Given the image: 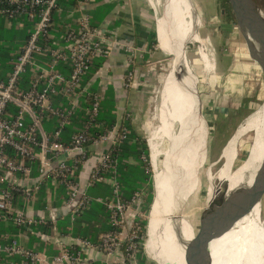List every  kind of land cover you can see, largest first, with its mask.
<instances>
[{
	"label": "built area",
	"instance_id": "2783aa9c",
	"mask_svg": "<svg viewBox=\"0 0 264 264\" xmlns=\"http://www.w3.org/2000/svg\"><path fill=\"white\" fill-rule=\"evenodd\" d=\"M58 2L2 3L1 12L10 24L17 21L24 26L22 17L36 23L13 69L6 78H0V224L12 223L35 234L45 246L29 248L13 235L9 242L0 244V264H7L4 256H19L20 264H86L84 251L88 250L102 252L115 259V263L139 264L141 227L136 220L140 216L141 192L128 201L116 195L107 202L114 227L102 233L98 242L67 236L70 241L64 244L57 232V221L65 214L74 219L90 208L93 198L87 189L96 181L110 184L114 193H118L116 180L105 174L112 166L108 152H93L90 145L105 141L113 145L128 133L110 131L100 139L91 136L89 127L99 115L102 95L91 92L83 80L95 59L110 56L112 36L93 25L90 11L93 0H78L76 10L69 14L77 13L76 26L67 27L61 36L55 37L51 26L54 13L61 10ZM133 62L134 58L130 60ZM80 111L86 114L84 127L64 141L65 128ZM50 119L55 120L56 126L49 132L44 123ZM86 161L91 167L87 185L82 186L78 171ZM43 187L48 188L47 196L40 205L42 208L36 209ZM60 188H64L65 196L62 204L55 205L54 196ZM131 209L136 212L130 214ZM48 225L54 229L53 235L35 230ZM49 243L59 246V253L50 255ZM66 245L79 246V250L71 253Z\"/></svg>",
	"mask_w": 264,
	"mask_h": 264
},
{
	"label": "bare ground",
	"instance_id": "6f19581e",
	"mask_svg": "<svg viewBox=\"0 0 264 264\" xmlns=\"http://www.w3.org/2000/svg\"><path fill=\"white\" fill-rule=\"evenodd\" d=\"M157 1L154 0V6L158 10L162 5L157 3ZM172 9L175 22L177 23L178 35L184 38L191 34V39L199 43L200 47L194 54L189 55L187 52L190 63L188 64L189 72H194L196 79L190 75L183 81L178 80L172 67L167 82L162 80L163 83L159 91V97H162V100L159 98L155 115L157 123L152 125L150 134H152V139L160 146L163 142L169 141V144L172 142L179 147L180 162L184 172L181 180L182 192L187 202L199 188V171L202 162L207 156L209 137V130L205 123L206 119L204 120L197 113L196 101L192 90H194L196 82L199 90L204 88V85H201L199 80L200 77L208 79L207 76L211 71V55L205 44L200 40L202 22L194 0H172ZM157 27L160 48L165 53L174 54L175 48L171 39L172 32L169 19L163 13L157 17ZM250 41L252 40L250 39ZM159 128L161 129L158 132H154L155 129ZM249 131H255L254 141L247 157L246 168L237 187L244 184H252L255 173L264 158V103L256 114L250 116L241 125L237 132L236 140L232 141L225 149L224 158L226 163L219 171H211L212 177L208 179L210 184L208 186L206 205L211 203V207L217 206L222 188L232 181V169L234 167L232 164L236 158L238 148L237 137ZM168 161L169 153L166 150L162 168L159 172H156L157 174L155 173L158 203L153 207L150 214V240L147 252L149 256L156 255L157 260H155L159 264H186L184 256L185 243L193 238L194 230L184 220L182 212V220L177 222L181 225L183 243L177 241L171 232L170 218L176 217L177 214L173 208L175 198L169 184ZM160 190L166 192L164 202H160ZM262 214L260 203H258L248 215L238 220L241 223L246 220L250 227L251 264H264V217ZM233 229L231 228L221 237L212 240L211 251L213 258L211 264H240V248Z\"/></svg>",
	"mask_w": 264,
	"mask_h": 264
},
{
	"label": "rangeland",
	"instance_id": "374dc122",
	"mask_svg": "<svg viewBox=\"0 0 264 264\" xmlns=\"http://www.w3.org/2000/svg\"><path fill=\"white\" fill-rule=\"evenodd\" d=\"M255 1L264 11V0ZM194 2L202 22L200 40L205 44L211 55V71L207 76L208 79L200 77L199 80V83L204 85L200 92L203 100L205 123L209 130L207 156L200 167L199 188L187 200L183 210V218L192 226L195 235V231L198 230L200 217L206 206L208 186L210 184L208 179L212 177L211 171L217 172L222 168L226 163L224 158L225 149L232 141L236 140L237 132L241 125L261 109L264 103V87L261 70L257 62L250 57L246 44L242 42L237 24L229 23L225 19L222 2L220 0H194ZM157 3H160L162 7L156 12V19L163 13L164 1L158 0ZM199 47V43L191 39L187 48L188 54H194ZM154 56L159 61L151 58V62H149L150 60L148 61V64H150L147 70L138 71L139 73L135 72L133 77L130 78L129 84L135 90H142L141 73L147 76L150 75L153 78L148 80L151 84L147 83L143 89V91L147 92L146 96L149 98V102L146 104L149 118L145 119V124L141 127L140 134L148 138V143L152 148L150 161L154 172V196L156 197L155 173L162 168L164 152L168 148L169 141L163 142L160 146L152 139V134L150 133L152 125L157 123L155 118L156 109L159 104V98L162 100V97H159V91L163 83L162 80L165 77H169L173 56L165 52ZM249 60H251V63ZM161 128L155 129L154 132H158ZM254 136L255 131H249L237 137V155L232 164L234 166L232 169L233 179L222 190H232L239 185L241 176L246 168L247 157L254 141ZM260 206L264 217V198L260 202ZM131 212L136 211L131 209L129 213L131 214ZM150 214L144 243L145 254L148 257L147 264H159L156 261V255L149 256L147 252L150 240ZM232 228H234L240 248V264H251L252 248L249 225L246 220L243 223L238 221Z\"/></svg>",
	"mask_w": 264,
	"mask_h": 264
},
{
	"label": "trees",
	"instance_id": "16d2710c",
	"mask_svg": "<svg viewBox=\"0 0 264 264\" xmlns=\"http://www.w3.org/2000/svg\"><path fill=\"white\" fill-rule=\"evenodd\" d=\"M6 0H0V17H3L7 23L9 19L1 12L2 3ZM224 10L225 19L229 23L236 24V19L228 0H220ZM60 12H55L53 15V23L51 32L55 37L61 36L67 27H75L77 22V13L74 16H69L72 11H75L78 6V0H59ZM106 12V11H105ZM93 17V15H92ZM24 20V27L19 28L17 21H12V26L9 29L0 30V40H5L0 45V78H6L7 73L13 69V65L17 56L20 54L23 45L28 40L31 32H33L36 20L29 21L26 17ZM102 16L97 10L94 12V20L92 23L99 26ZM21 29V30H20ZM148 49L153 51H160L157 47V32L154 29L149 34ZM150 52L143 55L140 62L134 60L130 64L128 71L134 72L135 66L146 65L150 60ZM106 58L95 59L90 70L83 80L85 86L89 79L95 75L100 67L104 64ZM29 76V74L27 75ZM95 91V89H94ZM62 100H64L62 98ZM65 101V100H64ZM117 104L116 96L112 90L106 91L104 97L100 98V111L90 124L89 132L94 139H100L103 135L114 130L118 125V116L116 114ZM86 114L83 111L78 112L73 118L70 125L65 128L63 137L69 136L84 127L86 122ZM118 133L122 134L125 130L128 131L124 138L113 144L107 151L112 166L105 170V174L116 180L118 184V193H114V189L108 183L96 181L92 186L88 187L87 193L93 198L90 208L77 215L74 219L69 214H65L57 221V228L60 234L64 236H71L76 238L88 239L92 242H98L100 235L104 232L113 229L110 222L111 212L107 207V202L114 200L116 195L123 201L131 200L136 192L142 193V203L140 205V216L136 222L140 225L139 231L140 244L138 246V261L139 264H147V255L145 254V239L147 235V228L149 222V214L154 201V178L153 170L150 161L151 146L147 142L146 137L138 132L133 125L132 118L125 116L119 124ZM81 167V166H80ZM102 172V171H101ZM101 198L103 201H98ZM45 194L40 196V204L44 202ZM142 214V215H141ZM8 226L6 223L0 224V244H5L10 241V238L24 229H20L12 223ZM36 232H45L50 235L54 234L52 226H39L35 228ZM25 231V230H24ZM23 231V232H24ZM32 237V243L38 242L37 249L44 248L45 244L39 240L35 234L29 233ZM32 246L33 244L30 243ZM125 246V244H124ZM65 248L71 253L79 250V246L72 245V247ZM48 253L55 255L59 250L54 249V245L49 243L47 245ZM4 259L5 256L3 257ZM21 262V260L19 261ZM106 264V263H103Z\"/></svg>",
	"mask_w": 264,
	"mask_h": 264
},
{
	"label": "crops",
	"instance_id": "0c3cea01",
	"mask_svg": "<svg viewBox=\"0 0 264 264\" xmlns=\"http://www.w3.org/2000/svg\"><path fill=\"white\" fill-rule=\"evenodd\" d=\"M96 10L99 15L102 16L99 26L104 28L108 35L112 36V49L110 56L106 58L104 64L102 67H100L98 72L89 79V81L86 83V86L89 87L91 92L101 94V97H104L106 91L108 90H112L116 96V114L118 116V125L112 131L118 133L119 124L122 122L125 116H130L132 118L133 125L136 127L138 132L141 133L140 129H142L141 127H143L145 124V119L149 118V111L146 106V104L149 102V98H147V92L143 91V89L147 83H150L148 80L153 78L150 77V75L147 76L141 73L140 80L142 90H135L131 84H129L131 79L129 77L130 72L128 69L131 64L130 60L132 58L140 62L143 55L150 52V59L152 58L159 61V59L154 55L164 52L160 48L159 42L156 48H158L160 51L148 49L149 34L154 29V27L156 29L157 19L155 16L157 8L150 0H93L90 5V11L93 15V20L94 12ZM2 26L4 29H10L12 24H10V22L7 23L3 17H0V30H2ZM17 26L19 28L24 27L20 23H18ZM4 41L5 40H0V45H2ZM151 60L148 61L151 62ZM149 64H137L135 66V71L132 74L135 72L139 73L138 71L147 70ZM168 78L169 77H165L163 80L167 82ZM44 124L46 130L49 132L53 131L56 126L54 119H50ZM65 131L66 130H64L63 134ZM69 138L65 139L63 137L64 141H67ZM111 146V141H105L96 144L93 143L90 145V150L98 152L108 151ZM90 167L91 165L86 161L85 163H82L81 167L79 168L78 176L82 186L87 185ZM47 192L48 188L46 189L43 187L40 196L42 194L47 196ZM165 194L166 192H162L160 190V202L165 201ZM64 196V188L58 189L57 194L54 196V204H62ZM157 203L158 200L156 196L152 205V209ZM41 204H38V206L36 205L35 208L41 209ZM9 224L7 225L10 226ZM23 231H19L15 234V236H17L20 242L25 246L37 249L38 242L34 241L32 243L31 235ZM57 232L59 236L63 238L62 243L66 244L70 241L67 236L60 234L58 230ZM30 243L33 245L31 246ZM54 249L58 250L59 246L54 245ZM84 257L86 258V264H119L115 263V259H109L104 253L94 250L84 251ZM20 259L21 258L19 256H15L13 258H6L5 261L7 264H20Z\"/></svg>",
	"mask_w": 264,
	"mask_h": 264
},
{
	"label": "water",
	"instance_id": "95a60500",
	"mask_svg": "<svg viewBox=\"0 0 264 264\" xmlns=\"http://www.w3.org/2000/svg\"><path fill=\"white\" fill-rule=\"evenodd\" d=\"M163 1L162 12L169 19L172 32L171 39L175 48L174 54L171 53L173 56L172 67L174 75L178 80L182 81L190 75L196 79V74L189 72L188 65L190 63L187 48L191 41V34L184 38L178 35L172 0ZM228 3L234 12L241 40L246 44L250 57L257 62L261 70L264 87V11L255 0H228ZM156 32L158 39L157 26ZM244 43L243 45H245ZM249 62L251 63V60ZM193 89L192 93L195 97L197 113L205 120L203 100L197 82L194 84ZM146 140L148 142V138ZM167 152L169 153L167 166L169 184L175 198L173 208L177 214L176 217L170 218V229L174 238L183 243L181 225L177 222L182 220V212L186 205L181 182L184 175L183 166L180 162L179 147L177 145L170 142ZM263 198L264 158L255 173L251 185L244 184L231 191L224 189L220 193L217 206L211 207V203L205 206L199 220L198 230L195 231L193 238L185 243L184 256L186 264H211L213 258L211 251L212 240L221 237L229 231L238 220L248 215L258 203L262 202Z\"/></svg>",
	"mask_w": 264,
	"mask_h": 264
}]
</instances>
